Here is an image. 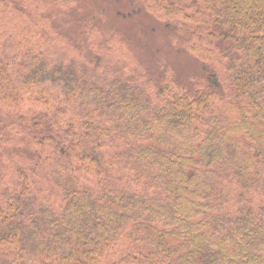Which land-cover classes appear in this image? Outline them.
<instances>
[{
  "label": "trees",
  "instance_id": "1",
  "mask_svg": "<svg viewBox=\"0 0 264 264\" xmlns=\"http://www.w3.org/2000/svg\"><path fill=\"white\" fill-rule=\"evenodd\" d=\"M138 1L201 90L56 51L63 0H0V264H264V0Z\"/></svg>",
  "mask_w": 264,
  "mask_h": 264
},
{
  "label": "rangeland",
  "instance_id": "2",
  "mask_svg": "<svg viewBox=\"0 0 264 264\" xmlns=\"http://www.w3.org/2000/svg\"><path fill=\"white\" fill-rule=\"evenodd\" d=\"M63 2L46 7L53 13L48 14L49 29L56 39V51L64 45L68 57L92 64L101 56L102 65L123 66L152 87L168 75L193 92L204 85L201 62L185 46L183 32L166 29L164 19L146 12L138 0ZM25 17L32 23L31 16ZM56 195L53 192V202ZM251 202L264 204V199L256 195Z\"/></svg>",
  "mask_w": 264,
  "mask_h": 264
}]
</instances>
